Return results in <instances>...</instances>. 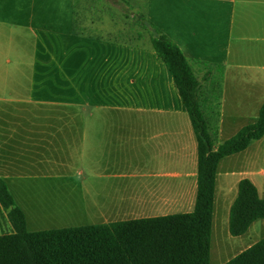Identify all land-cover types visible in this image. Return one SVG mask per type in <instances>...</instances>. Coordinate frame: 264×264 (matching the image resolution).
I'll return each mask as SVG.
<instances>
[{"label":"crops","instance_id":"1","mask_svg":"<svg viewBox=\"0 0 264 264\" xmlns=\"http://www.w3.org/2000/svg\"><path fill=\"white\" fill-rule=\"evenodd\" d=\"M80 5L0 0V179L31 232L193 212L198 142L151 33L132 38L115 3ZM144 15L204 79L217 146L257 122L264 0H145ZM243 179L264 199V136L218 164L215 251ZM14 232L0 205V236Z\"/></svg>","mask_w":264,"mask_h":264},{"label":"trees","instance_id":"2","mask_svg":"<svg viewBox=\"0 0 264 264\" xmlns=\"http://www.w3.org/2000/svg\"><path fill=\"white\" fill-rule=\"evenodd\" d=\"M151 43L168 66L198 142V192L193 212L31 232L23 210L0 179V205L15 232L0 236V264H210L215 183L221 159L264 136V104L256 123L217 146L200 102L202 84L182 50L152 25ZM264 219V199L243 179L230 213V234L247 233ZM225 264H264V238Z\"/></svg>","mask_w":264,"mask_h":264},{"label":"rangeland","instance_id":"3","mask_svg":"<svg viewBox=\"0 0 264 264\" xmlns=\"http://www.w3.org/2000/svg\"><path fill=\"white\" fill-rule=\"evenodd\" d=\"M114 3L115 6H121L126 10L132 11L131 12L132 38H136L139 34H141L143 37L147 33L152 32V28H150L145 21V15H144L145 0H81L80 6L104 9L105 7L114 6L112 5ZM196 77L198 79H201L200 80L201 83H204V79L202 78V76L200 75L197 76L196 73ZM224 227H225V233H224L225 236L222 237L221 241L218 240L219 243L223 245L222 251H215L218 244H217V240L214 239L216 234L213 229L211 264H225L226 262L237 256L238 254L243 252V250L248 249L250 246H252L253 244L260 241L262 238H264L263 228L262 231H260V234H252L253 232H251L254 229H259L260 227H264V220H259L258 222L254 223L250 228L249 232L241 238H234L231 236L229 231V219L227 220ZM213 245H214V250H213ZM245 246H249V247L243 249Z\"/></svg>","mask_w":264,"mask_h":264}]
</instances>
